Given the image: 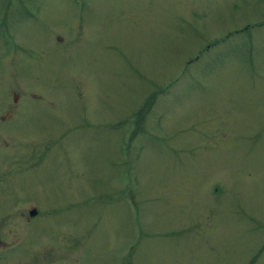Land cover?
I'll list each match as a JSON object with an SVG mask.
<instances>
[{
	"label": "rangeland",
	"instance_id": "rangeland-1",
	"mask_svg": "<svg viewBox=\"0 0 264 264\" xmlns=\"http://www.w3.org/2000/svg\"><path fill=\"white\" fill-rule=\"evenodd\" d=\"M0 264H264V0H0Z\"/></svg>",
	"mask_w": 264,
	"mask_h": 264
},
{
	"label": "water",
	"instance_id": "water-1",
	"mask_svg": "<svg viewBox=\"0 0 264 264\" xmlns=\"http://www.w3.org/2000/svg\"><path fill=\"white\" fill-rule=\"evenodd\" d=\"M29 214H33L35 213V208L34 207H31L28 211Z\"/></svg>",
	"mask_w": 264,
	"mask_h": 264
},
{
	"label": "flooded vegetation",
	"instance_id": "flooded-vegetation-1",
	"mask_svg": "<svg viewBox=\"0 0 264 264\" xmlns=\"http://www.w3.org/2000/svg\"><path fill=\"white\" fill-rule=\"evenodd\" d=\"M8 231H9V233H10V232H11V229H9Z\"/></svg>",
	"mask_w": 264,
	"mask_h": 264
}]
</instances>
